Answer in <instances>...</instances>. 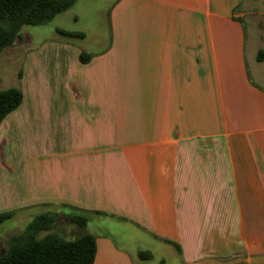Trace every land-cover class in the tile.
I'll return each instance as SVG.
<instances>
[{"label":"crops","instance_id":"crops-1","mask_svg":"<svg viewBox=\"0 0 264 264\" xmlns=\"http://www.w3.org/2000/svg\"><path fill=\"white\" fill-rule=\"evenodd\" d=\"M261 1L106 0L100 51L60 28L28 51L0 127L8 203L91 212L94 264H264Z\"/></svg>","mask_w":264,"mask_h":264},{"label":"trees","instance_id":"trees-1","mask_svg":"<svg viewBox=\"0 0 264 264\" xmlns=\"http://www.w3.org/2000/svg\"><path fill=\"white\" fill-rule=\"evenodd\" d=\"M74 4L75 0H0V53L22 39L21 31L24 26L44 25L72 8ZM57 33L68 38L85 39L82 32L58 29ZM92 58L86 52L80 54V62L83 64L89 63ZM257 61L264 62V49L259 50ZM18 78L21 80L22 72ZM23 100L20 87L0 90V127L22 105ZM41 207L50 208L44 205ZM66 207L70 211L68 214L52 209L37 215L23 234L11 239L7 252L0 256V264H94L97 254V239L94 235L85 234L76 240H67L50 232L60 217L72 224L86 226L91 212ZM14 215V212L0 214V225ZM140 257L150 259L151 255L141 252Z\"/></svg>","mask_w":264,"mask_h":264},{"label":"rangeland","instance_id":"rangeland-1","mask_svg":"<svg viewBox=\"0 0 264 264\" xmlns=\"http://www.w3.org/2000/svg\"><path fill=\"white\" fill-rule=\"evenodd\" d=\"M105 1L101 0L95 6L70 8L44 25L24 26L21 31L22 39L18 40L14 46L0 53V90H6L11 87H20L22 90V78L19 80L18 75L25 69L26 53L30 50L39 52L43 43L53 42L56 39L55 30L57 28L85 34L86 38L79 40L64 37L57 33L60 40L69 43L73 47H79L88 53L100 51L111 36L109 7ZM258 9L259 11H264V0L261 1ZM254 20L259 24L256 32L258 33V38H260L258 42L264 49V15L259 16V18L255 17ZM258 71H261V73L264 71V64L260 65ZM19 140H22L20 135L17 137V141ZM22 171L20 172L21 180L17 183V185L20 184L22 187L16 196L26 195V185L23 182ZM15 184L16 181L12 182L10 180L8 183L6 179L0 180V214L6 212L15 213L12 219L0 225V256L7 252L11 239L14 236L23 234L37 215L50 211V209H45L41 206H16L8 203V193L13 196L15 190H12V187ZM13 207H15L14 210H8ZM57 211L64 214L70 213L69 210L63 208ZM50 232L57 233L67 240H76L85 235L86 229L66 221L64 217H60L53 224ZM165 257L167 264H174V261L168 255H165Z\"/></svg>","mask_w":264,"mask_h":264}]
</instances>
